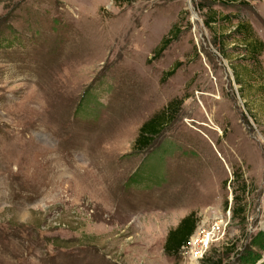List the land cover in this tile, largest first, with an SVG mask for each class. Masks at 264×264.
I'll return each instance as SVG.
<instances>
[{
    "label": "rangeland",
    "instance_id": "374dc122",
    "mask_svg": "<svg viewBox=\"0 0 264 264\" xmlns=\"http://www.w3.org/2000/svg\"><path fill=\"white\" fill-rule=\"evenodd\" d=\"M207 8L250 25L264 70V0H0V264L264 259V81L242 50L218 55L226 28L203 25ZM172 98L173 119L131 150ZM240 181L243 222L226 211ZM189 211L197 230L225 218L197 263L163 250Z\"/></svg>",
    "mask_w": 264,
    "mask_h": 264
},
{
    "label": "trees",
    "instance_id": "16d2710c",
    "mask_svg": "<svg viewBox=\"0 0 264 264\" xmlns=\"http://www.w3.org/2000/svg\"><path fill=\"white\" fill-rule=\"evenodd\" d=\"M117 1V0H116ZM219 2L221 4H227L233 1H239L240 3H246L244 0H212ZM203 6L199 5L198 9H202ZM203 25L207 29H211L213 25H224L226 31L224 33L220 32H212V43L216 45L218 55L221 58H226L228 52L233 51L238 52L242 50L239 58L241 59L243 55L245 59L250 63L251 69H247L251 75L254 72L255 68L258 69L259 73L256 75L257 79H260L261 82L264 81V70L260 69V61L259 55L263 49V42L256 37H254L251 27L247 22L242 20H236L234 15L224 14L222 16L213 9L207 8L204 11V16L202 18ZM171 31V28L168 32ZM170 41L168 37H162L159 42V45L153 51V56L156 57L160 54V52L165 48V46ZM226 45H231L230 47H226ZM238 45V46H237ZM227 48V49H226ZM175 67H172L163 72L161 79L169 77L173 74ZM232 73L234 74V81L237 83L239 93L242 92V85L246 84L248 81L244 82L243 77L240 75L239 70L236 67H231ZM238 70V71H237ZM250 77V76H248ZM250 81H254V77L249 78ZM245 86V85H244ZM258 88L261 89L264 93V83L258 85ZM181 103L180 98H172L170 99L164 108L160 109L157 112L151 114L148 118H146L137 128L136 135L131 144V150L140 152L145 148L151 145L153 139H155L166 122H170L175 114L179 110V106ZM134 171L128 176L127 182H131ZM234 181H238L237 176H233ZM135 185H139V183H134ZM239 193H232L231 203L226 205L228 208L231 218L236 219L238 221L243 222L246 218V207L244 202L241 199V196L246 193L247 186L244 181H240L239 184ZM236 192V190H235ZM242 193V194H241ZM197 219L192 211H189L185 215H183L175 224L174 227L169 228L166 232L163 250L165 253L171 255H178L180 251V247L185 244L189 235L193 232L196 226ZM252 245L256 248L264 251V232H258L252 237ZM231 249V248H230ZM247 264H264V259L261 258V254L259 252L254 253L251 252L245 259ZM200 264H223L221 259H217L215 262L203 259ZM240 264H244L240 262Z\"/></svg>",
    "mask_w": 264,
    "mask_h": 264
},
{
    "label": "built area",
    "instance_id": "2783aa9c",
    "mask_svg": "<svg viewBox=\"0 0 264 264\" xmlns=\"http://www.w3.org/2000/svg\"><path fill=\"white\" fill-rule=\"evenodd\" d=\"M228 212V208L226 209ZM225 223V218L223 215H217L213 218L212 222L208 227L195 229L189 235L187 241L184 245L180 247L185 249V253L190 261L197 263L203 252L205 251L208 244L215 238V236L220 232L221 228Z\"/></svg>",
    "mask_w": 264,
    "mask_h": 264
}]
</instances>
